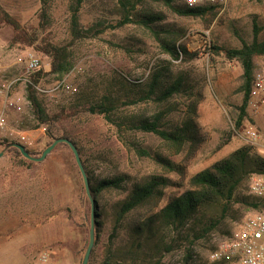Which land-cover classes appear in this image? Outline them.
<instances>
[{
	"label": "rangeland",
	"instance_id": "rangeland-1",
	"mask_svg": "<svg viewBox=\"0 0 264 264\" xmlns=\"http://www.w3.org/2000/svg\"><path fill=\"white\" fill-rule=\"evenodd\" d=\"M44 6L48 8L49 21L42 36L57 46H68L72 69L63 80L77 89L73 91L60 86L62 80L58 81L55 75L44 78V88L51 90L44 96L48 109L53 113L62 109L68 113L76 111L59 122L56 129L63 130L78 142L81 158L86 161L94 182L122 175L127 177L123 189H108L99 199L104 231L99 244L94 246L93 264H101L119 205L134 182L165 175L186 185L191 176L248 145L233 132L235 114L244 95L241 91L244 68L238 59H230L226 50L264 43V0H229L226 6L202 17L181 16L161 3L147 1L130 13L132 20L123 26L119 22L125 19V13L119 0H0L3 79L20 76L22 67L18 58L30 55L38 56L44 70L50 71V57L35 47L12 44L14 25L29 31L42 29L40 14ZM131 9L129 7L128 11ZM137 12L160 13L164 20L155 23L151 29L138 22ZM74 15H77L79 29L90 30L88 37L74 39ZM97 23L102 25L95 26ZM154 30L160 35L157 36ZM211 39L222 48L219 52L209 49ZM165 40L177 48H187L190 53L200 51V55L189 59L181 54L175 59L162 47ZM254 64L256 71L264 69V55H256ZM154 70H162L174 79L183 75L187 78L186 87L168 101H158L155 95L132 104L130 100L138 98L133 91L137 89L135 85L145 89ZM23 95V85L18 84L7 96L16 100ZM105 95H109L116 106L113 117L121 127L98 111H86L85 108ZM4 102L5 96L0 95V110ZM194 105H197V121L206 138L195 153L189 147L178 153L160 136L135 127L140 119L153 118L158 113L163 114L162 129L182 124L191 115L189 110ZM12 108L10 110L14 111ZM22 111L21 117L10 113L8 128L0 136V153L4 152L0 157V264H32L44 247L53 251L59 264H82L89 244L91 203L85 198V184L76 158L72 149L62 144L42 161L24 159L16 152L7 151L3 143L6 140L21 143L34 153L43 152L50 143L45 127L34 128L36 122L30 108L25 106ZM18 118H22V123L17 121ZM248 121L259 128L258 123L249 118L244 123ZM231 131L230 143L219 148ZM22 135L33 144L22 142ZM254 152L264 157V148L255 147ZM158 154L185 166L187 178L167 170L156 160ZM249 184L250 177L243 182L238 199L233 201L219 226L196 243L201 264H210L208 256L214 243L230 233L237 222L256 211L243 201L251 196ZM180 191V188L168 187L162 198L156 197L126 216L120 224L116 259L123 264H157V261L175 264L181 259V248L168 253L164 249L158 251L157 247L171 243L177 236L175 230L160 228L149 239L144 235L142 247L138 246L140 238L133 231L135 225ZM223 208L222 202L206 209L195 229L199 230L209 219L221 218L225 212ZM196 230L185 229L180 237L194 235Z\"/></svg>",
	"mask_w": 264,
	"mask_h": 264
},
{
	"label": "trees",
	"instance_id": "trees-1",
	"mask_svg": "<svg viewBox=\"0 0 264 264\" xmlns=\"http://www.w3.org/2000/svg\"><path fill=\"white\" fill-rule=\"evenodd\" d=\"M82 1L83 0H79V2ZM147 1L161 3L181 16L190 17L205 16L208 13L214 12L215 9L219 7L218 5L212 4L190 7L186 4L185 0H119L120 4L123 6V12L125 13V19L120 21L119 25L123 26L130 22L132 20L130 13L137 10L138 5H142ZM129 7L132 8L130 11H128ZM214 15H216V13ZM136 16L140 17V20L138 21L140 24L151 29H154L153 25L155 23L164 20L163 14L160 13L144 14L137 12ZM40 17L42 29L35 28L32 30L30 29L29 31L20 29L18 25H14L15 34L12 38V44L24 48L35 47L40 53L45 54L51 59L50 71L46 72L43 67L40 68L31 77L33 84H28L26 88V97L30 103V112L36 122L34 128H46L50 139L49 145L58 138L71 139L78 147L82 157V149L78 142L74 138L69 137V135L63 130L60 131V129H56V125L59 122L72 116L76 111L68 113L65 109H62L59 112H51L46 104L45 95L41 94L34 86V84L39 83L41 79L46 78L48 75H55L57 76V80L61 81L72 69V63L69 60L70 53L68 46H57L49 41L48 38L42 36V32L46 29V24L49 21V12L46 6H44ZM9 24L12 23L9 22ZM73 24L75 40L90 35V30L78 28L77 15H74ZM101 25V23H97L95 26L99 27ZM165 31L172 35L176 34V32H171L170 30ZM154 32L157 36L160 35V32L155 30ZM162 47L175 59H179L181 54L189 59L199 57L200 55V51L190 53L187 48H177L174 43L167 40L162 42ZM211 48L217 50V52L222 49L220 46H217V43L213 42L212 39L210 40L209 49L211 50ZM226 53L230 59H238L243 64L244 68L243 84L241 86V91L244 92V95L242 104L238 107V111L235 114V126L236 128H241L245 120L249 118V102L252 82L256 74L254 57L256 55H264V43H253L252 45L245 44L241 48L227 49ZM119 80L123 81L122 79ZM123 84L125 83L123 82ZM186 84L187 78L183 75L174 79L162 70H154L150 82L145 89L141 88V85H135L137 89H134L133 91L136 92L138 98L132 99L130 102L134 104L139 101L151 99L155 95L157 96L158 101H168L170 98L179 95L186 87ZM110 98L109 95H105L102 100L97 101L95 104L85 109L92 113L98 111L99 113L104 114L108 120L121 127V124L113 117L117 108L113 102L110 101ZM189 111L191 115L188 116L182 124H176L167 129H162L160 126V120L163 116L162 113L156 114L153 118L140 119L138 124L135 123V127L139 130L148 133H155L160 136L163 140L169 142L174 148H176V152L178 153H181L187 147L191 149L192 153H195L197 148L205 142L206 138L202 126L197 121V105L192 106ZM233 132L231 131L227 134V138L219 144V148L230 143ZM3 143L6 144L7 151L16 152L17 155L27 159L17 147L12 146L13 142L6 140ZM61 144L69 146L67 143H60L58 145ZM254 150L255 147L251 145H244L236 149L222 160L215 162L208 168L191 176L186 185L181 184V182H177L176 180H172L165 175H155L144 181L134 182L119 205L115 224L108 235V249L101 264H123L120 260L116 259V245L119 240L120 224L132 211L137 210L139 207L145 205L156 197L162 198L168 187L180 188L181 191L170 196L164 205H159L152 215L133 227L134 234L138 235L140 238L138 246H143L142 237L144 235L149 239L150 237L155 236L160 228H163V230L165 228H170L175 230L177 236L173 238L171 243L164 245L163 248L157 246L158 251L164 249L165 252L171 253L178 247L181 248L182 255L181 259L175 264H201L196 251V243L209 236L219 226L222 219L226 217V214L231 209L233 201L238 199V190L242 187L245 179L255 172L264 173V157L254 152ZM30 153L37 157V155H42L43 152ZM156 160L167 170L177 173L183 179L187 178L186 167L176 162L173 158L158 154ZM82 161L89 176L91 192L96 202V248L99 244L102 232L104 231V222L101 220L102 214L100 213L99 199L102 193L108 189H123L127 177L122 175L113 178H103L94 182L86 161L83 158ZM84 191L86 200L91 203L85 188ZM243 201L249 203L254 209H259L262 203L259 202L258 198L252 195L247 196ZM222 202L224 204L223 210L225 211L223 216L217 220L209 219L205 224L202 223L204 226H201L199 230H196V222L200 220V217L205 210ZM185 229L196 230V234L193 235V233H191L190 235L188 234L187 238H182L183 236L180 237V235L185 232ZM189 237L191 239H189ZM122 238L127 239L126 237ZM182 240H186L187 242H182ZM95 248L93 249L89 264H93L96 251ZM152 258L153 257H151V259ZM150 263H152V260ZM156 263L161 264L160 261H157ZM130 264L137 263L131 262Z\"/></svg>",
	"mask_w": 264,
	"mask_h": 264
},
{
	"label": "built area",
	"instance_id": "built-area-1",
	"mask_svg": "<svg viewBox=\"0 0 264 264\" xmlns=\"http://www.w3.org/2000/svg\"><path fill=\"white\" fill-rule=\"evenodd\" d=\"M190 7L218 5L224 7L229 0H185ZM21 64V75L12 79L5 80L1 77L4 66L0 63V95L5 96L4 107L0 110V136L8 128V116L10 109L21 110L30 103L26 97V88L28 84H33L31 77L40 68L42 60L35 55L27 58H18ZM44 79L34 84L35 88L43 95L51 92L43 86ZM18 84H22L24 95L18 96L16 100L8 97L9 92ZM60 86L76 91L71 88L65 80L59 83ZM12 108V109H13ZM264 119V69L256 71L255 78L252 82V90L249 102V120L257 122L258 119ZM248 120V119H247ZM234 135L245 141L248 145L264 148V135L260 128H257L251 122L244 123L241 128L233 125ZM22 142L32 145L27 136H21ZM249 193L262 202L259 209L254 213L248 214L242 221L237 222L235 228L222 238L217 240L209 253L208 261L210 264H264V173L250 174ZM32 264H59L53 254V251L44 247L36 255ZM181 264V263H177Z\"/></svg>",
	"mask_w": 264,
	"mask_h": 264
},
{
	"label": "water",
	"instance_id": "water-1",
	"mask_svg": "<svg viewBox=\"0 0 264 264\" xmlns=\"http://www.w3.org/2000/svg\"><path fill=\"white\" fill-rule=\"evenodd\" d=\"M60 143H67L70 146V148L72 149V151L75 155V158H76V162L78 164V167L80 169V172H81L83 180H84L86 193H87V195L90 199V202H91V227H90V234H89V244H88V247H87L85 256L83 258V262H82V264H89V261H90V258H91V255H92V252H93V249L95 246V242H96V202H95V199H94L93 194L91 192L90 179H89V176L87 174L84 163L82 161L78 147L69 138H58L43 151L41 156L35 157V156L31 155V153L26 149V147L21 143H13L12 146L17 147L21 151V153L23 154V156L25 158L30 159V160H34V161H42ZM3 155H4V152H1L0 157Z\"/></svg>",
	"mask_w": 264,
	"mask_h": 264
},
{
	"label": "crops",
	"instance_id": "crops-1",
	"mask_svg": "<svg viewBox=\"0 0 264 264\" xmlns=\"http://www.w3.org/2000/svg\"><path fill=\"white\" fill-rule=\"evenodd\" d=\"M9 112L12 114H15L16 116L18 115V117H19V115H20V117L23 116V111H21V110L20 111L19 110H14V111L10 110ZM8 118L10 119V114H9ZM17 121L20 123L22 121V118H20V119L18 118ZM257 123L259 125V128L261 130H263V132H264V119H262V118L258 119ZM25 189L26 188H20V190H25Z\"/></svg>",
	"mask_w": 264,
	"mask_h": 264
}]
</instances>
